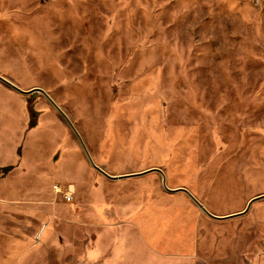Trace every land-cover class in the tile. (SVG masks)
Returning <instances> with one entry per match:
<instances>
[{
    "label": "rangeland",
    "instance_id": "1",
    "mask_svg": "<svg viewBox=\"0 0 264 264\" xmlns=\"http://www.w3.org/2000/svg\"><path fill=\"white\" fill-rule=\"evenodd\" d=\"M0 76V264H264V0H0Z\"/></svg>",
    "mask_w": 264,
    "mask_h": 264
},
{
    "label": "crops",
    "instance_id": "2",
    "mask_svg": "<svg viewBox=\"0 0 264 264\" xmlns=\"http://www.w3.org/2000/svg\"><path fill=\"white\" fill-rule=\"evenodd\" d=\"M22 94L23 93L15 90L7 83L0 80V119L1 120L6 118L12 119L15 116H19V117L23 116L25 121V127H27V122L30 119V116H29V111L27 109L26 96H23ZM24 128H23L24 130L23 134L27 132V135L26 136L24 135V141L17 143V145L14 144L12 146L11 152L7 153L6 150H4V153L1 154L2 156L0 157V171L7 167L11 168L14 166L13 169H15V172H19L23 174L26 173L31 174L33 173L32 171L39 170L38 168L41 167L42 164L48 163L49 157L47 156V153L49 151L46 152V149L49 150V148L47 147L46 142L38 141L37 138L35 139V137L38 136L37 135L38 128H36V130L33 131L32 130L27 131ZM31 135L34 137L32 142L28 140L31 139L32 137ZM27 137L28 139L26 141L25 139ZM43 145L45 146V150L42 149ZM2 148L3 145L0 144V149ZM20 148L24 149V151H22L23 155H21L19 158L10 160V157L12 156H9V154L12 155L14 152H17V150H19ZM40 173L47 174L48 172L43 171ZM4 189L0 187V191H4ZM9 192L18 193V191L15 192L13 190L12 191L9 190Z\"/></svg>",
    "mask_w": 264,
    "mask_h": 264
},
{
    "label": "water",
    "instance_id": "3",
    "mask_svg": "<svg viewBox=\"0 0 264 264\" xmlns=\"http://www.w3.org/2000/svg\"><path fill=\"white\" fill-rule=\"evenodd\" d=\"M0 78H1L5 83H7L8 85L12 86L13 88H15L16 90H18L19 92H21V93H23V94H27V93H31V92H36V91H42V92L46 93V92H45L43 89H41V88H37V89H34V90L25 91V90L21 89L19 86L15 85V84L12 83L11 81H9L8 79H6V78H4V77H2V76H0ZM48 96H49V95H48ZM49 98L51 99V101H52L56 106H58L50 96H49ZM65 116H66V115H65ZM82 144H83V146H84V149H85V151H86V153H87V155H88V158H89L90 162L92 163V165H93L95 168L99 169L103 174H105V175L108 176L109 178H113V179L123 178V176H112V175L108 174L106 171H104L103 169H101V168L95 163L93 157L91 156V154H90V152L88 151V149H87V147L85 146V144H84L83 142H82ZM163 184H164L165 187H167V186H166V181H165V179H163ZM192 197H193V196H192ZM193 199L199 204V206H200V207H201V208H202L207 214H209V215L212 216V217L219 218V217H217V216L211 214V213H210V212L204 207V205L201 204L197 199H195V198H193ZM253 202H254V199L251 200V201L248 203L246 209H245L243 212H241V213H239V214H233V215H231V216H226V217H223V218L233 217V216H236V215H241V214H245V213H247V212L249 211V209H250V207H251V205H252Z\"/></svg>",
    "mask_w": 264,
    "mask_h": 264
},
{
    "label": "built area",
    "instance_id": "4",
    "mask_svg": "<svg viewBox=\"0 0 264 264\" xmlns=\"http://www.w3.org/2000/svg\"><path fill=\"white\" fill-rule=\"evenodd\" d=\"M54 189L56 194L62 195L63 199L67 203H73L75 199V187L74 185L62 186L61 184H55Z\"/></svg>",
    "mask_w": 264,
    "mask_h": 264
},
{
    "label": "trees",
    "instance_id": "5",
    "mask_svg": "<svg viewBox=\"0 0 264 264\" xmlns=\"http://www.w3.org/2000/svg\"><path fill=\"white\" fill-rule=\"evenodd\" d=\"M30 111H31V115L33 116V118H34V121L36 120V113H35V111L33 110V107H32V105H31V107H30ZM33 125V124H32Z\"/></svg>",
    "mask_w": 264,
    "mask_h": 264
}]
</instances>
